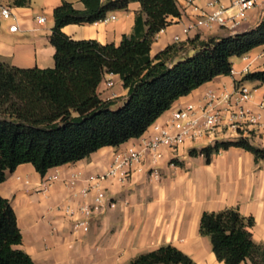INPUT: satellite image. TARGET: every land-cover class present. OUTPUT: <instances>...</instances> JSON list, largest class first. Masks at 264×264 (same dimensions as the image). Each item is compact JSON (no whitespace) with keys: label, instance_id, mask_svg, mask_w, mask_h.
Listing matches in <instances>:
<instances>
[{"label":"trees","instance_id":"16d2710c","mask_svg":"<svg viewBox=\"0 0 264 264\" xmlns=\"http://www.w3.org/2000/svg\"><path fill=\"white\" fill-rule=\"evenodd\" d=\"M80 1L83 10L67 2L53 10L49 36L55 50L53 68L22 69L0 62V184L19 165L31 164L45 176L49 169L144 136L178 99L216 77L230 76V58L264 45L263 19L234 36L194 38L151 57L156 35L181 16L176 0ZM132 2L140 10L131 33L122 35L118 44L76 41L62 32L67 25H93L108 13L126 10ZM187 50L195 53L187 56ZM104 74L118 75L127 90L120 107L114 108L116 100H102L97 93ZM242 81L264 85V67ZM229 148L242 149L255 161L264 160V148L241 138L216 141L191 150L190 155L200 154L209 162L212 155ZM252 226L253 219L244 218L236 209L204 212L199 234L209 239L218 262L264 264V244L253 240ZM20 243L16 214L0 196V264H35L17 248ZM129 264L196 263L177 248L164 245L138 255Z\"/></svg>","mask_w":264,"mask_h":264},{"label":"crops","instance_id":"0c3cea01","mask_svg":"<svg viewBox=\"0 0 264 264\" xmlns=\"http://www.w3.org/2000/svg\"><path fill=\"white\" fill-rule=\"evenodd\" d=\"M62 2L72 4L76 10L84 9L80 0H21L19 3L0 0V5L9 6L13 14L8 20L0 19V62L22 69L53 68L55 50L49 43L54 25L52 13ZM176 2L182 14L183 2ZM139 10L140 5L132 2L126 10L106 15L115 16V20L67 25L62 32L76 41L118 44L122 35L131 33L135 13ZM37 17H44V23L38 24ZM175 21L172 19V24L153 42L151 57L172 45L173 36L180 34V25ZM13 24L17 26L16 32L9 31ZM244 56L252 60L250 73L263 70L264 45ZM244 56L240 57L239 65L232 67L230 76L216 77L178 99L157 122L166 120L176 108L196 102L207 89L233 92L235 82L249 83L242 81L241 70L248 62ZM110 80L114 83L111 88L106 86ZM250 84L255 90L252 103H257L264 96V85ZM97 93L102 100H116L118 104L125 100L127 90L118 75L104 74ZM249 134L262 138L257 132ZM138 139L119 147L102 148L78 162L49 169L45 175L59 176V180L49 186L42 184L44 176L31 164L19 165L8 172L0 184V196L16 214L21 233L17 248L35 264H129L140 254L171 245L196 264H223L213 255L209 239L199 234V222L202 213L225 209H236L244 218H252L253 226L249 231L253 240L264 244V160L255 161L250 153L238 148L220 151L212 155L209 162L200 154L190 155L191 150L198 149L196 146L176 152L164 150L158 162V179L149 175L145 159L124 185L115 180L103 182L115 207L95 215L87 233L72 232L70 221L57 212V206L67 203L75 206L86 201L78 193L88 185L89 176L105 172L114 153L137 145ZM230 140L232 133L226 132L217 141ZM261 142L264 143V138ZM170 157L175 158V167L167 165ZM74 174H79L78 181L69 187L67 182Z\"/></svg>","mask_w":264,"mask_h":264},{"label":"built area","instance_id":"2783aa9c","mask_svg":"<svg viewBox=\"0 0 264 264\" xmlns=\"http://www.w3.org/2000/svg\"><path fill=\"white\" fill-rule=\"evenodd\" d=\"M181 1L182 18L175 21L180 25V34L173 36V44L194 38L203 40L215 31H226L229 36H234L255 27L264 19V0ZM11 17L10 7L0 5V19L8 20ZM112 20H115L113 15L100 22ZM44 21V17L36 18L38 24ZM9 31L16 32V24L11 25ZM163 31L156 35L154 42ZM243 59L248 61L241 70L244 77L251 71L252 60L249 61L245 56ZM113 85L112 80L106 82L109 88ZM254 91V88H249L240 80L235 82L233 92L219 88L205 90L196 102L176 108L166 120L152 124L148 132L138 139L137 145L117 150L105 172L89 176L88 185L78 193L86 201L75 206L68 203L59 205L57 212L70 221L72 232L87 233L95 215L115 207L102 186L103 182L115 180L124 185L131 178L135 167L145 159L148 160L149 175L158 179V162L164 150L176 152L194 146L200 150L206 143L213 145L226 132L232 133L236 139L248 138L251 132H257L264 138V96L257 103H252ZM174 160L170 157L167 165L175 167ZM78 177L79 174L72 175L67 186L73 187ZM58 180V175H45L42 184L49 186Z\"/></svg>","mask_w":264,"mask_h":264},{"label":"rangeland","instance_id":"374dc122","mask_svg":"<svg viewBox=\"0 0 264 264\" xmlns=\"http://www.w3.org/2000/svg\"><path fill=\"white\" fill-rule=\"evenodd\" d=\"M213 33L214 34H211L210 37H218V38H220V37L229 36L226 31H215ZM221 35H226V36H221ZM194 53L195 52L193 50H187L186 55L187 56H192ZM229 62L231 64V67H236L237 65H239L241 63V59H240V57H232V58H230ZM246 85L249 88H253L250 83H246ZM121 105H122V102H119L117 104V106H115L114 108L120 107ZM255 137H257V136L256 135H253V134H250V136L248 138H241V139H247L252 145H254L256 147H259V148H264V143L261 142V139L262 138L260 137L258 139V138H255ZM235 140H238V139L232 137V140L231 141H235ZM207 145H209V143L204 144V146H207Z\"/></svg>","mask_w":264,"mask_h":264}]
</instances>
